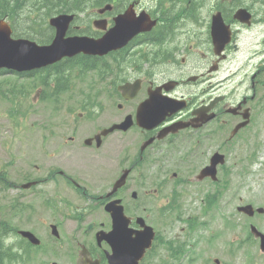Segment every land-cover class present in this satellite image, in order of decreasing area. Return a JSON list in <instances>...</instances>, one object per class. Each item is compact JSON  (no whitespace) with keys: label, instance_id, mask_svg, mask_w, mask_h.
I'll return each mask as SVG.
<instances>
[{"label":"flooded vegetation","instance_id":"af4514ba","mask_svg":"<svg viewBox=\"0 0 264 264\" xmlns=\"http://www.w3.org/2000/svg\"><path fill=\"white\" fill-rule=\"evenodd\" d=\"M108 1L101 15L75 13L66 35L99 38L94 21L110 30L130 10L128 29L140 30L103 58L87 56L95 74L107 62L109 103L45 108L42 174L28 155L22 169L12 160L13 223L46 203L39 264H78L83 248L91 264H264V198L254 204L264 193V0ZM163 101L182 107L156 124L140 119L138 107ZM16 108L5 116L14 126ZM228 197L237 217L221 213ZM114 201L118 223L106 210ZM248 205L253 214L238 210ZM25 228H11L23 256Z\"/></svg>","mask_w":264,"mask_h":264},{"label":"rangeland","instance_id":"374dc122","mask_svg":"<svg viewBox=\"0 0 264 264\" xmlns=\"http://www.w3.org/2000/svg\"><path fill=\"white\" fill-rule=\"evenodd\" d=\"M34 0H30V4H33ZM46 8L47 7H42ZM34 13V9H27V16L22 15L18 17L14 27L16 29L15 36L22 35L25 29L30 30V25L32 26V32L34 37L40 38L45 42L49 41V31L44 30V26L41 28L35 27L34 22L38 19H43L45 17L37 16ZM11 24V23H10ZM22 37V36H20ZM41 70V71H33L34 73L31 75L25 74H16V73H7L0 72V164H4L3 166H9L12 158H15V163L19 164L21 169L24 163L26 162V155H28L31 164H36L40 168V175L42 174L44 168L43 157L41 156V152L43 149V140L44 134H42L43 129V116L44 110L46 107H55L56 106H66V107H80L83 103H109L106 98H101V95L105 93V89L109 86L105 81H99L98 78L93 77L89 74H84L80 71L78 74L77 67L69 69L66 73V83L68 89L62 95H58V101L52 103V99H42L43 94L48 93L50 87L43 82H55L54 72L51 69ZM43 72V73H42ZM60 82L61 80L58 79ZM62 83V82H61ZM63 84V83H62ZM40 98V99H39ZM11 107H17L16 112L25 115L28 114L27 117L25 115H21L17 117L15 120L17 121V126L12 125L14 122L4 120L7 111H10ZM30 107H32L30 109ZM40 154V157L36 159L33 158ZM78 155H74L76 157ZM9 174V178L13 180L15 183H20L18 178V174L11 167L7 170ZM37 189H42L41 187H37ZM35 189H31L34 191ZM24 193V192H23ZM15 194L13 191L6 190L4 195L6 198H0V205L6 202H10V198H14ZM24 198L30 195V192H25ZM257 197L254 200V204L257 205L258 202L264 198L263 192H256ZM4 195L1 193L2 198ZM245 197L250 199L252 194L243 193ZM71 198V197H70ZM228 203L221 210V213L226 217H237L238 213L233 204H230L234 201V197L227 198ZM230 202V203H229ZM46 204V203H45ZM45 204L41 202L38 205V213L33 218H30L29 223L26 222L24 216L22 215L19 221H10L11 212H2L0 210V223L8 222L9 225L12 226L13 232L15 234V229L20 226L25 229H30L34 235L40 239L42 236L40 234L44 230V224H48L50 221L49 214L45 211ZM236 204V203H234ZM62 207L64 208L63 204ZM148 209L154 211V207L151 206ZM189 211V207H186ZM198 209L194 210L195 212ZM225 211V212H224ZM211 212H219L217 209H212ZM191 213V212H189ZM149 218H152V214H147ZM36 228V229H35ZM83 237L82 239H84ZM85 241V240H84ZM42 247L37 249V252L34 254L35 258L29 257L31 261L26 264H39V262H43V256L41 254ZM33 256V255H32ZM187 256L184 257L182 264H186ZM15 264H18L16 262Z\"/></svg>","mask_w":264,"mask_h":264},{"label":"water","instance_id":"95a60500","mask_svg":"<svg viewBox=\"0 0 264 264\" xmlns=\"http://www.w3.org/2000/svg\"><path fill=\"white\" fill-rule=\"evenodd\" d=\"M105 10H107V7H104L100 12H104ZM72 18V16L64 15L50 20V25L55 29V36L52 43L48 46H38L28 40L11 38L10 26L1 20L0 69L15 72H29L50 66L63 58H72L80 53L102 56L125 44L134 33L140 30V27L133 23L130 29H126L124 23L119 20L113 30L106 32L97 40L78 36L65 38L68 23ZM168 110L172 111L169 104L165 105V108L155 110L159 115L152 119V123L162 118ZM30 185H23V188H27ZM241 209L246 211L247 209L251 210V207L246 206ZM107 210L115 219L118 218L112 205H108ZM20 235L27 237L34 244L38 243L28 232H20ZM81 254L86 255L85 252ZM83 263H86L85 259H83ZM112 264L116 263L112 262Z\"/></svg>","mask_w":264,"mask_h":264},{"label":"trees","instance_id":"16d2710c","mask_svg":"<svg viewBox=\"0 0 264 264\" xmlns=\"http://www.w3.org/2000/svg\"><path fill=\"white\" fill-rule=\"evenodd\" d=\"M30 0H0V19H6L9 22H12V27L16 23L18 17L22 15L27 16V9H40L42 7L44 11L42 13H34L37 16L47 17L53 14L63 13V12H70L75 11L76 13L82 11L85 6H100L105 5L109 1L108 0H34L33 4L29 3ZM35 27L41 28L43 25V19L37 20L33 23ZM16 32V29L14 27ZM32 30V26L30 25V30L27 28L22 33V35L17 36H24V37H34ZM80 60H66L62 64H56L49 69H53L55 73V77L59 76H66V73L69 69L73 67H79V65H83L86 63H90L87 60L81 59ZM44 83V80L41 83ZM53 92L52 95L56 96L59 92L63 91L59 84H57L56 88H50ZM8 232V229L5 226V223L1 224L0 233L5 234ZM2 247V242L0 241V248ZM0 264L3 262L0 261Z\"/></svg>","mask_w":264,"mask_h":264},{"label":"bare ground","instance_id":"6f19581e","mask_svg":"<svg viewBox=\"0 0 264 264\" xmlns=\"http://www.w3.org/2000/svg\"><path fill=\"white\" fill-rule=\"evenodd\" d=\"M83 10H84V9H83ZM83 10H82V11H83ZM82 11H79V12H77V13H80V12H82ZM79 60H80V62H83L81 59H79ZM68 71H69V70H68ZM68 71H67V72H68ZM59 79L61 80V82H62L63 84L66 83V81H65L66 79H65L63 76H59Z\"/></svg>","mask_w":264,"mask_h":264}]
</instances>
